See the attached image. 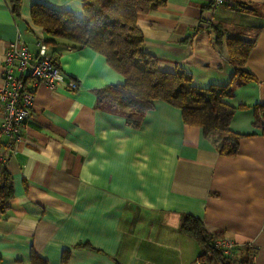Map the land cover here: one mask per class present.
Masks as SVG:
<instances>
[{
	"label": "crops",
	"instance_id": "crops-1",
	"mask_svg": "<svg viewBox=\"0 0 264 264\" xmlns=\"http://www.w3.org/2000/svg\"><path fill=\"white\" fill-rule=\"evenodd\" d=\"M34 3L83 15L81 0H21L16 19L0 0V81L17 30L33 54L36 38L45 39L30 19ZM136 25L158 68L182 69L198 88L232 76L229 39L253 41L241 66L252 78L235 80L226 99L230 128L241 134L237 152L219 154L160 100L140 126H128L95 95L122 75L89 47L57 44L65 80L37 87L23 141L5 162L13 195L0 214V264H29L31 252L47 264H199L200 245L179 229L186 214L212 235L250 243L253 264H264V127L253 123L264 105V0H166ZM216 25L225 31L219 42Z\"/></svg>",
	"mask_w": 264,
	"mask_h": 264
},
{
	"label": "trees",
	"instance_id": "trees-1",
	"mask_svg": "<svg viewBox=\"0 0 264 264\" xmlns=\"http://www.w3.org/2000/svg\"><path fill=\"white\" fill-rule=\"evenodd\" d=\"M165 2L81 0V17L43 3H34L30 8V19L42 29L53 61L59 58L57 44L63 48L89 47L103 55L107 64L122 75V83L96 89L95 95L98 104L121 113L128 126H140L145 112L152 108L154 101H164L180 110L184 124L199 127L202 135L215 144L219 154L232 156L237 152L241 134L230 128L234 108L226 99L232 95L235 80L246 82L252 78L241 66L253 41L228 40V60L234 66V71L226 84L195 87L189 74L182 69H159L156 57L143 48V38L136 21L140 15L162 7ZM8 3L13 17L17 19L21 0H8ZM213 31L219 42L225 31L218 25L214 26ZM253 123L264 127V105L254 107ZM12 195V177L4 163L0 168V214L7 208ZM179 229L200 245L202 253L197 257L199 264H229L233 261L253 264L255 249L249 243L239 244L235 255L226 257L212 246L213 238L219 235L207 232L203 222L193 215L186 214ZM29 264H47V261L31 252Z\"/></svg>",
	"mask_w": 264,
	"mask_h": 264
},
{
	"label": "built area",
	"instance_id": "built-area-1",
	"mask_svg": "<svg viewBox=\"0 0 264 264\" xmlns=\"http://www.w3.org/2000/svg\"><path fill=\"white\" fill-rule=\"evenodd\" d=\"M212 5L221 4L224 0H211ZM206 25L210 22L206 21ZM37 51H29L27 43L21 38L17 30L16 37L5 48L1 60L0 81V168L9 155L18 151V144L23 141L21 134L26 121L31 117L32 105L36 89L39 85L54 88L56 84L65 80L58 61H53L47 51L43 37H37ZM70 89L76 88L73 81H68ZM6 147L8 152H3ZM212 246L232 258L236 253L234 240L228 237H215ZM253 249V245L249 243ZM229 264H237L235 261Z\"/></svg>",
	"mask_w": 264,
	"mask_h": 264
}]
</instances>
